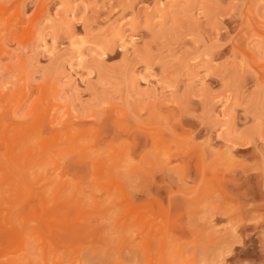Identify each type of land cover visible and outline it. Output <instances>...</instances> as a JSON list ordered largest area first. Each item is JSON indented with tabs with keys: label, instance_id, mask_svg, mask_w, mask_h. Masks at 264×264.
I'll return each instance as SVG.
<instances>
[{
	"label": "rangeland",
	"instance_id": "rangeland-1",
	"mask_svg": "<svg viewBox=\"0 0 264 264\" xmlns=\"http://www.w3.org/2000/svg\"><path fill=\"white\" fill-rule=\"evenodd\" d=\"M0 264H264V0H0Z\"/></svg>",
	"mask_w": 264,
	"mask_h": 264
}]
</instances>
